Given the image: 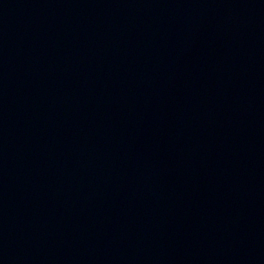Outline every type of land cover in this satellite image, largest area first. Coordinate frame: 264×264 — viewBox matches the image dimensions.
<instances>
[{
  "label": "water",
  "instance_id": "95a60500",
  "mask_svg": "<svg viewBox=\"0 0 264 264\" xmlns=\"http://www.w3.org/2000/svg\"><path fill=\"white\" fill-rule=\"evenodd\" d=\"M0 264H264V0H0Z\"/></svg>",
  "mask_w": 264,
  "mask_h": 264
}]
</instances>
